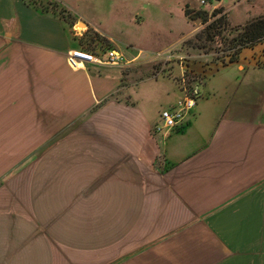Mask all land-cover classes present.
I'll return each mask as SVG.
<instances>
[{"label": "crops", "instance_id": "0c3cea01", "mask_svg": "<svg viewBox=\"0 0 264 264\" xmlns=\"http://www.w3.org/2000/svg\"><path fill=\"white\" fill-rule=\"evenodd\" d=\"M77 20L102 34L58 0H0V133L44 135L25 208L0 206V264H264V41L190 61L200 96L162 135L176 79L156 107L123 67L71 68Z\"/></svg>", "mask_w": 264, "mask_h": 264}, {"label": "rangeland", "instance_id": "374dc122", "mask_svg": "<svg viewBox=\"0 0 264 264\" xmlns=\"http://www.w3.org/2000/svg\"><path fill=\"white\" fill-rule=\"evenodd\" d=\"M58 1L73 14L94 22L103 31L101 35L107 39L106 46L113 43L107 35L113 37L112 45L125 51L130 61L127 65L117 67L124 68V82L121 85H130L145 79L138 90L139 98L154 103L156 107L166 102V90L175 88L172 79L159 74H170L169 76L176 79L181 71L180 58L208 61L222 53L217 43L199 45L200 42L195 38L214 18V9L221 7L223 13H226L229 28L240 27L248 20L264 15V0H220L227 9L218 5L217 1L203 6L198 0ZM186 4L194 11H206L208 21L204 22L196 16L186 17ZM74 27L81 31L86 29L78 20ZM82 48L88 49L86 45ZM99 52L102 53L100 49ZM157 52L169 53L173 58L164 64L162 58L154 56ZM133 56L136 58L131 61ZM168 70L170 73H167ZM115 95L120 96V90ZM15 126L18 128L17 123ZM20 128L23 129V125ZM43 137L41 134L0 133L1 207L19 210L25 208L24 199L15 196L14 192L22 195L30 177H34L33 172L38 168L35 165L40 154L36 147Z\"/></svg>", "mask_w": 264, "mask_h": 264}, {"label": "trees", "instance_id": "16d2710c", "mask_svg": "<svg viewBox=\"0 0 264 264\" xmlns=\"http://www.w3.org/2000/svg\"><path fill=\"white\" fill-rule=\"evenodd\" d=\"M46 8L58 12L59 15L64 18H70V14L63 6L57 2L49 1ZM184 14L186 17H200L204 22L208 21V13L204 10H192L190 5L186 4L184 8ZM219 15V16H218ZM214 17L199 33L195 35V38L199 43H217L222 53H218L213 57L215 64L220 62L226 64L228 62L237 59L239 53L243 48L253 47L258 43L264 41V15L257 16L248 20L245 24L240 27L229 28L228 18L226 13H223L221 7H218L212 11ZM107 39L97 33L96 31L88 28L79 38L78 42L80 45H86L89 50H94L98 47L104 46ZM204 42V43H203ZM257 63L264 65V49L260 51L257 58H254ZM211 70L206 69L205 72ZM204 72V73H205Z\"/></svg>", "mask_w": 264, "mask_h": 264}, {"label": "built area", "instance_id": "2783aa9c", "mask_svg": "<svg viewBox=\"0 0 264 264\" xmlns=\"http://www.w3.org/2000/svg\"><path fill=\"white\" fill-rule=\"evenodd\" d=\"M203 6L211 2H219L220 0H198ZM99 49L102 51L99 52ZM155 57L163 59L164 64L170 61L173 56L169 53L157 52ZM179 68L181 69L176 81L181 90V96L170 106L160 110L159 120L154 126V132L166 135L168 132L176 129H182L188 122L189 115L193 112L197 100L200 96L198 87L199 78L196 77L194 72L189 66V59L180 58ZM66 61L71 68H76L84 62L93 63L97 65H110L120 66L126 64L129 60L123 51L114 46H102L94 50L83 49H70L66 54ZM167 73H170L169 70Z\"/></svg>", "mask_w": 264, "mask_h": 264}, {"label": "water", "instance_id": "95a60500", "mask_svg": "<svg viewBox=\"0 0 264 264\" xmlns=\"http://www.w3.org/2000/svg\"><path fill=\"white\" fill-rule=\"evenodd\" d=\"M78 23L81 24V25H83V26H85V28L87 27V24L84 21H78Z\"/></svg>", "mask_w": 264, "mask_h": 264}]
</instances>
